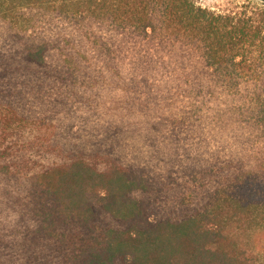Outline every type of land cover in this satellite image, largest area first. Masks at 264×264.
<instances>
[{
  "label": "trees",
  "instance_id": "1",
  "mask_svg": "<svg viewBox=\"0 0 264 264\" xmlns=\"http://www.w3.org/2000/svg\"><path fill=\"white\" fill-rule=\"evenodd\" d=\"M0 264H264V10L0 0Z\"/></svg>",
  "mask_w": 264,
  "mask_h": 264
},
{
  "label": "rangeland",
  "instance_id": "2",
  "mask_svg": "<svg viewBox=\"0 0 264 264\" xmlns=\"http://www.w3.org/2000/svg\"><path fill=\"white\" fill-rule=\"evenodd\" d=\"M197 4L208 10L219 13L251 12L252 10H264V1L261 0H195ZM51 160L59 162L55 157Z\"/></svg>",
  "mask_w": 264,
  "mask_h": 264
}]
</instances>
